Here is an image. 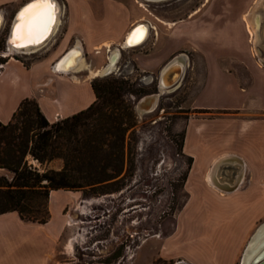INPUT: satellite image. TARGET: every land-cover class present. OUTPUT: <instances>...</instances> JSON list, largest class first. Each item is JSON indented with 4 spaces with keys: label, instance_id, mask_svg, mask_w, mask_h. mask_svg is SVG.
Listing matches in <instances>:
<instances>
[{
    "label": "crops",
    "instance_id": "obj_1",
    "mask_svg": "<svg viewBox=\"0 0 264 264\" xmlns=\"http://www.w3.org/2000/svg\"><path fill=\"white\" fill-rule=\"evenodd\" d=\"M27 1L0 0L3 24ZM55 2L59 23L41 49L19 52L32 56L2 59L1 123L10 120L24 98H33L48 122L84 109L94 100L89 70L55 72V60L79 43L91 68L103 67L117 49L116 64L122 48L146 43L125 47L130 28L142 22L152 26V33L155 27L124 0ZM251 10L254 43L246 19ZM210 15L203 32L191 39L203 55L204 74L193 97L194 113L183 128L182 152L190 159L183 184L186 199L158 254L186 264H235L249 234L264 220V0H244L242 6ZM171 23L161 44L148 41L145 51L128 57L122 71L135 67L159 74L170 58L184 53L178 52L182 22ZM206 40L213 43L209 51L202 47ZM101 49L104 56L96 55ZM77 193L49 190L44 223L24 222L16 211L0 213V264H51L56 242L67 232L63 209L78 202Z\"/></svg>",
    "mask_w": 264,
    "mask_h": 264
},
{
    "label": "rangeland",
    "instance_id": "obj_2",
    "mask_svg": "<svg viewBox=\"0 0 264 264\" xmlns=\"http://www.w3.org/2000/svg\"><path fill=\"white\" fill-rule=\"evenodd\" d=\"M124 1L132 11L155 26L146 43L151 41L159 45L167 38L170 29L163 21H181L182 45L178 52L186 53L189 65L179 86L163 92L156 106L142 113L135 109L136 101L156 91L158 71L143 72L130 67L129 73H125L121 68L128 64L127 59L131 54L145 51L146 43L132 49L122 48L116 72L91 78V82L112 76L127 80V91L124 93L127 102L124 104L130 105L133 124L125 132L124 166L116 177L117 183L109 185L106 192L97 193L100 188L90 186L72 190L78 192V202L66 206L63 209L65 215L83 200L100 198L101 202L93 204L85 214L74 210L77 220L68 224L67 232L57 240L51 264H186L180 260L162 258L158 251L162 237L172 231L175 215L186 199L183 184L190 159L182 152L183 128L188 117L194 113L193 97L202 84L204 74L203 55L192 46L191 39L205 29L207 14L211 16L212 11L219 13L223 7L242 6L244 0H138L137 4L134 0ZM7 22L0 27V56L6 53L4 39ZM228 36L223 39L226 40ZM202 44L208 51L212 49L213 43L209 40ZM51 46L48 52L53 49ZM100 51L96 55L104 56L106 50ZM29 54L33 55L16 53L15 56L22 58ZM103 62L104 59H101L97 63ZM147 75L151 76L149 82L143 80ZM130 91L140 93L136 96L128 93ZM26 107L30 111L34 109L31 104ZM24 160L38 171L44 168L57 170L62 166V159L58 157L40 164L26 154ZM1 174L8 178L10 176L3 168H0ZM35 202L39 203L40 209L46 208L45 197L35 198ZM72 237L75 242L73 250H70L67 243ZM235 264H239L238 258Z\"/></svg>",
    "mask_w": 264,
    "mask_h": 264
},
{
    "label": "trees",
    "instance_id": "obj_3",
    "mask_svg": "<svg viewBox=\"0 0 264 264\" xmlns=\"http://www.w3.org/2000/svg\"><path fill=\"white\" fill-rule=\"evenodd\" d=\"M126 83L113 76L92 81L94 100L52 122L40 113L33 98H24L10 120L0 122V168L10 173L9 178L0 175V213L16 211L24 222L44 223L47 205L40 209L35 198L45 197L47 204L49 190L90 186L103 193L117 183L124 166L125 132L133 124L130 105L124 104ZM128 93L138 96L140 92ZM27 104L34 106L33 111ZM26 154L40 164L58 157L62 166L38 171L26 164Z\"/></svg>",
    "mask_w": 264,
    "mask_h": 264
},
{
    "label": "bare ground",
    "instance_id": "obj_4",
    "mask_svg": "<svg viewBox=\"0 0 264 264\" xmlns=\"http://www.w3.org/2000/svg\"><path fill=\"white\" fill-rule=\"evenodd\" d=\"M150 2H158L163 0H147ZM36 2V0L30 2L28 5H26L18 14V21L16 25L14 26L12 30V36L9 38L7 44V49L5 50L4 57L7 56V51L14 50L15 52H27V51H35L41 48L42 45H44L47 40L51 37V35L55 32L56 27L59 23V6L55 2V0H51L52 7L46 10V14L43 17V19H37L34 21V31L30 38L23 39L18 41L17 43H13L14 39V33L16 31V28L19 24H21L23 21L21 19V13L23 10L29 6L30 4ZM252 15L253 10H251L250 14L247 16V23H248V32L250 34L251 42H255V26L252 23ZM167 25H172L171 22L163 21ZM2 21L0 23V27L2 25ZM136 27L134 30L130 32H127L125 40L123 42V45L125 47H133L141 44L143 41L147 39L149 36L150 28L152 27L149 24L139 22L135 24ZM134 25V26H135ZM12 45V46H11ZM122 45V46H123ZM71 48V49H70ZM69 51L58 61L56 62L60 56L65 52H63L53 63V70L55 72H71L76 69L85 68L89 70V77L94 78L97 76H104L109 73H112L116 70V60L119 56V51L116 49L113 51V53L110 54L108 57V61L106 62L103 67L100 68H91V66L88 64V62L85 59L84 51L79 45V43H76L75 45L71 46ZM24 52V53H25ZM176 64L180 67V76L175 84H173L170 87H164L162 85H159L158 92L149 93L140 98L141 105L139 108H137L138 113L142 112H148L151 111L158 102V97L163 92H169L173 88H177L180 84L181 78L185 72L186 67L188 66L189 60L188 56L185 53L176 54L172 57V60L169 61L160 71L157 76V79L159 76L163 73V71L169 67L172 64ZM118 70V69H117ZM116 72V71H115ZM177 75V70H174L170 77L173 79ZM146 82H149L151 80V76L147 75L145 78H143ZM160 99V98H159ZM104 198V197H103ZM101 202L100 198L94 199V200H83L81 204H77L76 207L73 206V209L70 210L66 214V220L68 224H71L72 222L77 220L74 214V210H78L81 214H85V212L90 209V207L98 202ZM96 205V204H95ZM94 206V205H93ZM74 242L75 239L72 237L69 239L67 245L70 250H73L74 248ZM262 259H264V221L260 223L253 233L248 238L243 251L240 256L239 264H258ZM264 264V263H262Z\"/></svg>",
    "mask_w": 264,
    "mask_h": 264
},
{
    "label": "water",
    "instance_id": "obj_5",
    "mask_svg": "<svg viewBox=\"0 0 264 264\" xmlns=\"http://www.w3.org/2000/svg\"><path fill=\"white\" fill-rule=\"evenodd\" d=\"M32 1H34V0H29V1H27L26 3H24L22 6H20L16 11H15V13L12 15V17H11V19H10V22H9V24H8V29H7V33H6V38H5V40H4V50H6L7 49V44H8V46H10V44L8 43V40H9V38H11V36H12V30H13V28H14V26L16 25V23H17V21H18V14L20 13V11L26 6V5H28L30 2H32ZM1 21H2V19H1V16H0V23H1ZM135 27H136V25L135 26H133L131 29H130V32L132 31V30H134L135 29ZM12 46V45H11ZM71 49V48H70ZM70 49H68V50H66L61 56H60V58L56 61V62H58ZM10 51H14V50H10ZM10 51H7V53L8 52H10ZM172 60V58H170L163 66H162V68L169 62V61H171ZM108 61V60H107ZM161 68V69H162ZM160 69V70H161ZM174 70H177V75H176V77H174L173 79L170 77V75H171V73L174 71ZM58 72V71H57ZM179 76H180V67L179 66H177L176 64H172V65H170L169 67H167L164 71H163V73L159 76V78L157 79L156 78V84H155V92H158V90H159V85H162V86H164L165 88L166 87H170V86H172L173 84H175L176 83V81L178 80V78H179ZM182 79V78H181ZM140 105H141V100H140V98L136 101V107H135V109L137 110V108H139L140 107ZM262 263H264V259H262L258 264H262Z\"/></svg>",
    "mask_w": 264,
    "mask_h": 264
},
{
    "label": "snow or ice",
    "instance_id": "obj_6",
    "mask_svg": "<svg viewBox=\"0 0 264 264\" xmlns=\"http://www.w3.org/2000/svg\"><path fill=\"white\" fill-rule=\"evenodd\" d=\"M51 0H36V2L27 6L21 13L22 23L19 24L14 33L13 43L30 38L34 31V21L43 19L46 10L51 8Z\"/></svg>",
    "mask_w": 264,
    "mask_h": 264
},
{
    "label": "built area",
    "instance_id": "obj_7",
    "mask_svg": "<svg viewBox=\"0 0 264 264\" xmlns=\"http://www.w3.org/2000/svg\"><path fill=\"white\" fill-rule=\"evenodd\" d=\"M2 23H3V21H2ZM7 33V32H6ZM5 40V39H4ZM16 53H18V52H15V51H10V52H8L7 53V56H12V57H16L15 55H16ZM1 57H4V56H1ZM1 62H0V66H1Z\"/></svg>",
    "mask_w": 264,
    "mask_h": 264
}]
</instances>
